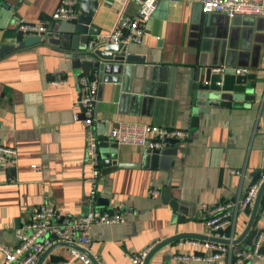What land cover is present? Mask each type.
Listing matches in <instances>:
<instances>
[{"label": "crops", "instance_id": "1", "mask_svg": "<svg viewBox=\"0 0 264 264\" xmlns=\"http://www.w3.org/2000/svg\"><path fill=\"white\" fill-rule=\"evenodd\" d=\"M59 1L0 0V48L21 40L12 25L16 17L47 25L54 38L67 32L72 21L51 19ZM75 1L78 16L81 4ZM135 11L132 0H98L91 24L107 32L119 13ZM238 17L206 14L183 0H158L141 42L129 45V53L140 60L96 57L100 68L90 66L87 73L98 81L90 135L97 141L101 174L93 203L88 202V130L78 103V78L85 74L73 67L72 52L62 48L68 43L51 44L47 38L2 54L0 143L16 147L18 158L14 169H0V244L16 245V228L39 205L56 208L62 221L96 207L124 216L122 223L90 230L86 250L102 264H131L130 255L149 245L147 264H226L175 261L172 255L202 252L179 240L208 237L203 206L242 195L264 173V13ZM223 64L256 76L247 79L248 97L197 111L194 71ZM57 77L68 82L47 84ZM118 121L181 128L188 134L167 141L152 162L144 148L111 140L109 131ZM171 202L177 203L176 212ZM253 231L264 234V186L256 204L235 218V245L250 246ZM66 260L83 264L69 255L66 244L54 242L38 264ZM247 264L263 263L253 259Z\"/></svg>", "mask_w": 264, "mask_h": 264}, {"label": "built area", "instance_id": "2", "mask_svg": "<svg viewBox=\"0 0 264 264\" xmlns=\"http://www.w3.org/2000/svg\"><path fill=\"white\" fill-rule=\"evenodd\" d=\"M136 4L133 15L119 13L112 28L107 32L95 34L88 43L90 49L107 43H122L136 45L150 21L158 0H132ZM186 3L197 4L203 13H220L228 18L234 16H260L264 13V0H183ZM75 0H60L51 14L53 21H73L77 18ZM13 29L18 39L27 36H39L47 39L53 37L54 31L43 23H33L21 18H14ZM212 72L224 73L231 70L229 66H212ZM234 74H247V68H234ZM68 82L66 77H57L48 80V85H60ZM80 96L78 103L82 107L87 127L88 162L91 167L89 175L90 189L88 202L93 203L96 188L101 174L97 141L90 135V127L95 116L97 102V78L93 75H81L78 78ZM264 137V126L260 129ZM187 131L181 128L166 127L163 125L118 121L111 127L109 136L118 145L140 146L145 150H161L168 139H183ZM17 149L14 146L0 143V169L5 170L17 164ZM230 173L239 174V170L230 169ZM264 182V173L260 174L242 195L233 199L203 206V223L207 230L206 239H180L179 245L190 244L202 249L200 253H177L172 255L175 261H193L213 263L224 261L226 264H247L253 259L264 264V234L257 231L250 246H236L233 235V226L238 214L246 212L255 202L258 191ZM154 195L157 190L150 189ZM50 205L42 204L34 208L30 218L20 224L15 230L17 244L9 247L0 244L3 254L0 264H38L42 255L53 245L61 242L68 246V253L83 264H102L97 257L88 254L86 247L90 243V230L93 225H111L124 221V216L118 210H107L90 207L85 213L66 217ZM230 228V233L227 229ZM153 245L141 248L130 255L131 264H145ZM69 261L56 264H67Z\"/></svg>", "mask_w": 264, "mask_h": 264}, {"label": "water", "instance_id": "3", "mask_svg": "<svg viewBox=\"0 0 264 264\" xmlns=\"http://www.w3.org/2000/svg\"><path fill=\"white\" fill-rule=\"evenodd\" d=\"M98 0H80L81 13L77 18L70 23L71 28L67 32H63L59 37H50L47 42L51 44L60 45L62 42L68 43L67 46H63L64 49H69L72 55L73 67H80L85 75L88 73L90 66L94 68H100V64L96 57L101 59L116 60H140L136 56L129 53V45L122 43H107L90 49L88 47L91 35L99 33V29L91 24L93 14L95 12ZM240 19L238 16H234L233 20ZM44 41L39 36H27L16 43H6L0 48V56L13 48H22L25 46H31L39 42ZM212 67L197 68L194 71L192 77L191 87L193 94V104L197 111L204 112L212 107L216 106H230L233 101H239L248 97L247 79L254 80L255 75L251 73L247 74H234L232 70H228L224 73L212 72ZM247 84V85H246ZM254 82H250L249 86H253ZM168 142L172 143L175 139H168ZM147 155L151 161L154 162L156 157L161 153V150H146ZM14 169L15 167H10ZM264 182L262 183L258 194L255 199V204L261 194ZM173 206V212L178 210L176 202H171ZM252 233H256L253 231ZM168 240L163 241L162 243ZM235 242V240H234ZM161 243V244H162ZM149 254L147 256V259ZM147 259L145 264H147Z\"/></svg>", "mask_w": 264, "mask_h": 264}]
</instances>
